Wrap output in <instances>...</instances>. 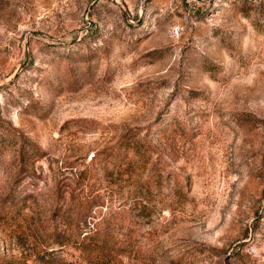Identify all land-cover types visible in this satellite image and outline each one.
<instances>
[{"label":"rangeland","instance_id":"1","mask_svg":"<svg viewBox=\"0 0 264 264\" xmlns=\"http://www.w3.org/2000/svg\"><path fill=\"white\" fill-rule=\"evenodd\" d=\"M0 264H264V0H0Z\"/></svg>","mask_w":264,"mask_h":264},{"label":"trees","instance_id":"2","mask_svg":"<svg viewBox=\"0 0 264 264\" xmlns=\"http://www.w3.org/2000/svg\"><path fill=\"white\" fill-rule=\"evenodd\" d=\"M32 152L35 153L37 156H42V154L38 153L37 147H33ZM92 237H93L92 240L95 243H97V245H102L103 243H108L107 234L105 232H103L102 234H100L98 236H92ZM113 247L117 251V254H120V255H126L128 252H130L131 244H130V240L128 238V234H125L123 236V238H121L120 241L115 242V244H113Z\"/></svg>","mask_w":264,"mask_h":264}]
</instances>
